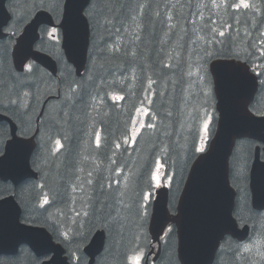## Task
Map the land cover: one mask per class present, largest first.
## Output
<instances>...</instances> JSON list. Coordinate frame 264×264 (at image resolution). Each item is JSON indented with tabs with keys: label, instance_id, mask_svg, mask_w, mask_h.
Returning a JSON list of instances; mask_svg holds the SVG:
<instances>
[{
	"label": "trees",
	"instance_id": "trees-1",
	"mask_svg": "<svg viewBox=\"0 0 264 264\" xmlns=\"http://www.w3.org/2000/svg\"><path fill=\"white\" fill-rule=\"evenodd\" d=\"M244 1L249 5L247 9L243 7L241 0H91L86 10L91 27V42L88 64L82 78L75 76L73 67L65 62L59 44L48 39L46 28H43L41 40L36 46L37 50L52 55L58 63H65L67 69L61 65L60 79H54L37 65L32 79L45 86L50 84L55 91L60 89V97L50 101L41 120L40 133L37 136L38 148L32 157V166L39 173V179L27 181L16 189L10 183H0V198L13 194L23 209L22 221L47 228L54 239L65 247L71 264H88L83 248L99 229L107 232L108 241L96 264H127L132 249L127 251L121 241V245L115 247L116 249L111 246L116 227L113 217L105 215L103 209L112 204L121 209L122 216L129 214L130 218L138 223L137 234L141 235L137 237L135 243L150 250L152 241L147 232V223L140 225L135 213L127 209L128 202L125 204L122 195H117L120 183L116 184V174L120 167L113 174L96 177V185L92 190L86 191L89 193L88 197L93 196L92 208L89 214L84 216L85 226H76L70 238L62 237L61 224H58L56 217L67 213L70 215L72 201L77 206L85 204L84 199L77 198L75 192L68 191L67 188L74 178L77 179L78 164L81 158H85L86 140L91 142L99 128L103 129L108 145L105 153L92 165L95 166L97 163L104 170V167L116 163L114 160L122 154L119 148L123 143L124 133L138 108L150 110L151 123L155 124L154 128L160 125L162 138L171 140L170 138L176 139L180 135L179 130L167 131L165 127L167 120L162 116L167 114L169 117L171 113L175 116L178 114L179 117L183 110L185 113L191 107L195 108L194 105L190 106L192 100L186 101L184 98L183 101L185 86L187 89L191 79L186 74L189 63L195 65L199 61L202 68L217 58H238L252 66L262 63L264 0ZM63 3L64 0H11L8 7L14 15L12 32L17 34L32 17V13L39 9L48 10L59 21ZM236 4H240V8H236ZM30 11V15L26 16ZM221 31L224 32L223 36L219 35ZM12 42V37L0 41V82L4 91L1 93L4 95L0 96L12 99L15 97L18 103L22 92L30 94L31 97L27 101L35 103L31 105L32 110L22 115L18 112L6 114L18 126L19 134L29 137L35 132L36 118L43 101L49 96L57 95V92L47 95L45 86L41 87L36 83L30 87L27 84L28 77L23 78L21 77L23 75H20L19 78L16 75L14 69L10 68L9 51ZM48 78L53 83L49 82ZM12 87L16 91L7 95ZM262 91L261 82L257 100L251 106V109L259 114L263 113L257 108ZM153 92L155 97L152 101L149 96ZM122 93L127 96L128 106L127 102L122 105L114 101L112 95ZM53 102L61 103L63 108L55 121H52L49 115V107ZM3 108L4 106H0V112L6 111ZM53 125L54 130H50ZM151 129L153 130V127ZM9 136L8 124L0 123V155ZM58 140L65 143V150L56 153L55 157L64 153L69 155L64 165L59 167L53 163L47 166L45 160L53 149L50 145ZM241 143H245L242 151L245 158L249 153L253 156L255 142L244 140L238 144ZM44 145L48 146L46 152L42 149ZM117 145L119 147L116 149ZM160 148L155 144L146 156L147 161L150 163L155 161V154ZM192 155L187 161H180L174 165H171L169 157H166L167 174H172L173 180L169 200L172 213L176 211L177 200L186 182L190 165L197 157L194 152ZM181 162L183 165L180 166ZM242 164H235L233 160L230 164L232 166L230 178L238 191L235 214L241 223L249 224L261 232L264 239V229L260 227V223H264V216L252 209L249 180L247 178L242 181L238 178L239 167L245 166ZM72 168V175L61 178L58 186L50 181L49 172L64 174ZM94 170L93 167L92 171L95 174ZM148 177L149 167L145 168L143 175L139 177V184L143 183L144 178L147 181ZM241 187L246 190H241ZM77 189L76 193L81 195L82 186L80 185L81 190L79 186ZM102 196H105L103 203H96ZM55 211H61V214H56ZM75 213L77 212H71L72 215ZM62 229L67 230L66 226ZM163 242L162 255L156 264H179L176 252L178 241L174 228L168 232ZM236 245L235 241L227 239L219 251L215 264H219L223 258L226 264H246L239 262V255L236 256L233 251ZM225 247L229 254L221 256ZM42 261L43 259L37 258L26 246L21 247L14 257H0V264H42Z\"/></svg>",
	"mask_w": 264,
	"mask_h": 264
},
{
	"label": "water",
	"instance_id": "water-1",
	"mask_svg": "<svg viewBox=\"0 0 264 264\" xmlns=\"http://www.w3.org/2000/svg\"><path fill=\"white\" fill-rule=\"evenodd\" d=\"M9 0H0V40L8 36L4 28L12 15L7 8ZM91 0H65L62 19L56 25L51 13L39 10L24 26L12 48L13 65L24 72L27 62L33 60L54 76L58 68L55 60L48 54L35 49L40 39L42 26L58 27L62 33V49L67 61L81 77L87 66L90 46V24L85 11ZM214 82L218 123L216 132L205 152H202L191 165L190 173L177 203V212H170L169 188L156 189L153 212L149 223L152 243L158 245L156 258L162 249L161 239L169 224L177 229V254L180 264H212L217 250L225 238L231 236L239 242L246 240L251 228H240L233 215L236 191L231 186L230 157L238 139H253L261 144L257 146L250 173L252 207L264 211V115H255L250 110L251 102L258 92L259 80L250 66L238 59H214L209 67ZM48 98L36 120V130L32 136L18 135L16 123L0 114V122L10 127V139L7 140L0 156V181L10 182L17 188L30 179H38L39 174L31 165V158L37 147L41 119ZM21 207L11 194L0 198V256H15L21 246L26 245L37 257L47 258L43 264H70L66 250L55 242L52 234L44 227L32 226L22 222ZM106 232L94 233L83 249L88 264H95L105 247ZM155 253L153 248L145 264Z\"/></svg>",
	"mask_w": 264,
	"mask_h": 264
},
{
	"label": "rangeland",
	"instance_id": "rangeland-1",
	"mask_svg": "<svg viewBox=\"0 0 264 264\" xmlns=\"http://www.w3.org/2000/svg\"><path fill=\"white\" fill-rule=\"evenodd\" d=\"M244 3L246 1L243 0ZM31 11L29 13H26V16H29ZM9 32L12 33L11 27L9 29ZM57 34L58 36V30L57 29H48L47 35L48 37ZM55 37V39L60 38V36ZM56 47V46H55ZM256 73L258 75H261L264 78V60H262V63L256 64ZM188 69L186 70V74L188 78H191L189 80V84L187 85V89L185 86V91L183 95V101L184 98L190 99L193 102L190 103L191 105H194L193 107L195 108H190L188 112L184 110L182 111L181 116L178 114L172 115L171 113L169 114V117L166 115H163L162 118L167 120L165 122V127L167 128V131L170 132L172 130H179L180 134L176 139L170 138L171 140H168L166 137L162 138L160 134V125H157L155 129H151L149 125H153L151 121L148 119L149 117V110H144L142 111L141 108L136 109L133 121L131 124V127L133 128L132 130V135L131 138L128 142L129 147H134L137 143L136 138L138 135L141 137L144 134V140L143 143L140 144V152H138L139 156L137 157V154L135 153V158H130V154L128 156H118L117 160L115 159L114 162L110 164L108 167H104V170L100 169V165L95 163V166L91 165L90 167L88 166L89 160L86 161L83 165H80L78 167V172L83 173V175H78L77 179L81 180V183L79 184H74L72 186V192H75V196L80 199H84L85 204H80V206H77L74 201L71 203V207L69 208L70 215L67 214H62L58 215L59 217H56L58 224H62L66 226L67 230H63L60 226V234L62 235L63 238H65L64 233H67V238L71 237V233L74 232L75 227L79 225L85 226V221H84V216L88 213L90 209L92 208V197H88L89 193H86V191L90 190V187L93 183V178L96 176L97 178L103 177L105 174H113L118 167H120L117 170L116 174V184L120 183V188L119 191L122 192L121 195L125 196L127 193L129 196V199L127 200L128 205L127 208L131 206V204H136L138 207L137 208H130V212H134L136 215V219L139 220V224L143 225L146 224L148 225V221L141 220L142 213L144 212V207L143 202L146 205H151L153 196H154V191L156 187H160L162 185H168L172 183V174H167L168 168H167V160L166 157H169V161L171 165H174L176 163H180V161H187L189 157L193 156L192 152L195 154L201 153L200 151H197L198 148L204 147L206 150L209 141L212 138L213 131H214V126H215V96L213 92V80L211 79L208 71V66L206 65L205 68H202L199 65V61L195 64L192 65L191 63L188 64ZM28 74L32 75L34 72V67L31 66V70H29L28 67ZM208 72V74H207ZM193 77V78H192ZM38 84L41 85V87H44V84H41L40 82H37ZM47 89L46 94H53L57 91H55L54 87H51L50 84H46L45 86ZM2 88V83L0 82V94L4 93ZM44 90V91H45ZM48 90V91H47ZM262 93L260 96V100L264 102V82L262 81ZM13 91H16L13 87L8 90L7 95L13 94ZM146 93V90H145ZM2 96L4 94H1ZM115 96V94H113ZM151 100L153 101V97H155V93L150 94ZM27 99V98H26ZM25 99L23 102L25 103ZM185 103V102H184ZM7 104V103H6ZM26 104V103H25ZM62 104L59 102H53L50 104L49 107V115L52 119V121H55L59 118L60 112L62 110ZM184 113V114H183ZM126 114V112H125ZM139 114L142 115L141 119H139ZM140 120L138 126L137 120ZM208 124L207 130L204 128V124ZM151 129V131H150ZM149 133V134H145ZM151 132V133H150ZM59 143L55 142V144L50 145L51 148H53L51 151L52 153L48 154L46 158V165L51 166L53 163L56 164L57 166H62L64 165L65 160L67 159V156L69 155L68 153H64L60 155L59 157H55L56 153L63 152L64 150V143L62 140H58ZM156 145H159L161 148L160 150L155 154L156 158L155 161H152L151 163L147 161L146 156H148L149 150L154 148ZM193 144V145H192ZM44 152L48 151V146L44 145L43 148ZM117 149V146H116ZM194 150V151H193ZM88 152V149H86V153ZM236 152L239 154L237 164L243 163L242 165H245V156H243L240 153V148L236 150ZM242 155V156H241ZM56 158V159H55ZM79 158V157H78ZM134 160V161H133ZM81 161V159H80ZM97 160H93V162H96ZM92 162V163H93ZM183 165L181 162L180 166ZM93 167L95 174L93 173ZM149 167V177L148 179H151L149 183L152 186V190L148 192H152L153 195L150 198V200L145 201L143 199L144 194H142L141 190L138 187V181L139 177H141L145 171V168ZM240 172H239V179L242 181L244 179L249 178V171H247L246 165L243 167H239ZM139 171L141 172L139 175ZM73 173V168L64 174H59L57 172H49L50 176V181L52 183H56L55 185L59 184V180L64 177H70ZM153 176H158L160 183L159 186L156 185V181L153 180ZM90 181V183H89ZM134 183V184H133ZM133 184L134 187L132 189H129V186ZM80 185L82 186V194H77V186ZM58 186V185H57ZM240 189V188H239ZM241 190H246L243 187H241ZM120 193H117L118 196ZM105 200V196H102L100 198V201H96L103 203L102 201ZM48 202V201H47ZM125 202V204L127 203ZM103 207V206H102ZM101 208V207H100ZM72 211H75L74 215L71 214ZM103 212L105 215L109 217H113L114 221V227L115 232H114V238H113V244L111 246L116 249L115 247L121 245L120 241L122 242L123 246L127 251L131 250V253L128 257V264H134L133 258L137 256L138 254L142 253V259L140 260V264H143V258L146 252V248L142 247L143 245L139 246L138 243H135L137 237L141 234H137L138 230V223L133 221V219L130 218L129 214H124L122 216L120 214L121 209H119L115 204H112V206H106L103 209ZM54 213H59L61 214V211L57 212L55 211ZM135 219V220H136ZM64 220V221H62ZM63 226V227H64ZM260 227L264 229V223H260ZM148 232V230H147ZM262 233L259 232L258 230L256 231L254 229V233L252 235V239L246 242L243 246L238 247L235 251L236 256L239 255L238 260L241 263H246V264H264V239L262 238ZM144 241V240H143ZM245 246H248V251H245L244 248ZM126 253V252H125ZM225 258L221 260L219 264H226Z\"/></svg>",
	"mask_w": 264,
	"mask_h": 264
},
{
	"label": "flooded vegetation",
	"instance_id": "flooded-vegetation-1",
	"mask_svg": "<svg viewBox=\"0 0 264 264\" xmlns=\"http://www.w3.org/2000/svg\"><path fill=\"white\" fill-rule=\"evenodd\" d=\"M10 68H13V66H12V62L10 61ZM60 83V82H59ZM31 87V86H30ZM60 90V89H59ZM27 95H28V98L30 99V94L28 93V92H25ZM124 94V93H123ZM126 96V95H125ZM20 99H21V94H20V96H19V98H18V104H15V106H14V104L12 103V98H2L1 96H0V106H4V110H6L5 112H0V113H4L5 115L6 114H11V113H13V112H18V113H23L24 111H25V109H26V106L25 105H22V104H20ZM25 98H23V100H24ZM5 100H7V101H5ZM121 102V104L122 105H124V102H123V100H121L120 101ZM6 103L9 105V106H5L6 105ZM17 105V106H16ZM101 130V128H99V130L96 132V135H95V139L93 140V147L96 149L97 147H99V146H101L102 148H101V150L100 151H95V154H94V157H95V159H98V158H100L104 153H105V151H106V149H107V146L106 145H108L107 143H106V141H107V138L106 139H104L103 140V138H104V135L102 134V131H100ZM97 137L99 138V143H97ZM127 141V138H123V143L120 145V146H124V144H125V142ZM102 143H104V144H102ZM121 152H122V154L121 155H119V156H124V153H125V151H124V149H121ZM244 154V153H243ZM116 160H117V157H116ZM262 160H264V156H263V159ZM251 162H252V160H251ZM252 166V165H251ZM100 169L101 170H103L101 167H100ZM248 180H249V182H248V188H249V184H250V177L248 178ZM238 199V198H237ZM250 202H251V204H252V201H251V195H250ZM236 206H237V202H236ZM236 206H235V208H234V211H233V215H235V217L237 218V216H236V214H235V210H236ZM257 212V211H256ZM259 213H261V212H259ZM263 216H264V212H262L261 213ZM237 220H239L238 218H237ZM215 264V263H214Z\"/></svg>",
	"mask_w": 264,
	"mask_h": 264
},
{
	"label": "snow or ice",
	"instance_id": "snow-or-ice-1",
	"mask_svg": "<svg viewBox=\"0 0 264 264\" xmlns=\"http://www.w3.org/2000/svg\"><path fill=\"white\" fill-rule=\"evenodd\" d=\"M241 3L243 4V7L245 9H247L249 7V5L247 3H244L243 0H241ZM240 6H241L240 4H236L235 5L236 8H240ZM219 35L223 36L224 32L221 31L219 33ZM29 70H31V66H29ZM116 98L117 99H121V97H116ZM149 127H152V125H149ZM204 128H205V130H207V128H208V124L207 123L204 124ZM57 143H59V141H57ZM97 143H99V138L98 137H97ZM117 147H119V145H117ZM204 150H205L204 147H200V148L197 149V151H200V152H203ZM153 180H155L156 181V185L159 186V183H160L159 177L158 176H153ZM89 183H90V181H89ZM152 195H153L152 192H147V193L144 194L143 199L145 201H148V200H150ZM45 203H47V201H45ZM169 231H171V229H169ZM64 236H65V238H67V233H64ZM244 250L248 251L249 250L248 246H245ZM141 259H142V253L138 254L137 256H135L133 258L134 264H140V260Z\"/></svg>",
	"mask_w": 264,
	"mask_h": 264
},
{
	"label": "bare ground",
	"instance_id": "bare-ground-1",
	"mask_svg": "<svg viewBox=\"0 0 264 264\" xmlns=\"http://www.w3.org/2000/svg\"><path fill=\"white\" fill-rule=\"evenodd\" d=\"M236 59H238V58H236ZM239 60H240V59H239ZM11 101H12V103L14 104V106H15V104H18V103L15 101V97H13V99H12ZM32 104H35V103H28V101H27V104L25 105V106H26V109H25V111H24L23 113H27L28 111L32 110V107H31ZM16 106H17V105H16ZM261 111H262L263 114H264V110H261ZM23 113H21V115H22ZM53 127L55 128V125H53L52 128H50V130H54ZM130 158H135V154H131V155H130ZM133 161H134V160H133ZM94 184L96 185V181L94 182ZM227 239H228V238H227ZM230 239H231V238H230ZM232 240L236 242L235 239H232ZM236 243H237V242H236Z\"/></svg>",
	"mask_w": 264,
	"mask_h": 264
}]
</instances>
